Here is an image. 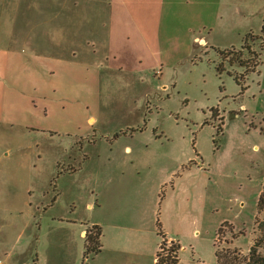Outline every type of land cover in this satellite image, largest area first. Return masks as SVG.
<instances>
[{
    "label": "rangeland",
    "instance_id": "1",
    "mask_svg": "<svg viewBox=\"0 0 264 264\" xmlns=\"http://www.w3.org/2000/svg\"><path fill=\"white\" fill-rule=\"evenodd\" d=\"M252 1L245 11L246 33L258 34L264 0ZM58 4L62 10L95 6L94 0H0V263L80 264V244L72 235L91 217L88 204L100 190L99 175L108 169L121 174L133 161L139 167L133 172L141 178L140 193L149 194L147 187L158 185L182 151L184 263L189 264L191 245L204 264H219L210 258L212 244L222 253L234 247L247 257L264 184V64L259 73L247 76L242 93L231 75L214 69L215 49L239 48L246 33L237 29L229 39L219 34L215 43L230 46L214 47L199 41L186 45L184 30L178 32L175 44L163 48L167 59H159V75L157 47L152 46L156 30L148 8L141 30L130 26L135 40L128 34L116 36L111 48L120 47L119 62L111 53L107 56V42L97 44L96 32L77 30L73 38H64L73 41L70 49L64 44L66 61L95 59L101 72L70 75L63 68L44 78L28 55L39 46L33 36L46 41L37 26L56 22L52 10ZM43 8L51 11L42 14ZM221 16L230 21L241 17L225 6ZM224 32L220 27L215 34ZM10 48L14 58L8 55ZM6 66L12 68L5 75ZM226 68L231 73L243 70ZM36 83L44 87L32 88ZM75 87L89 89L78 94ZM71 167L76 170L69 174ZM170 184L160 182L156 201ZM70 207L78 223L60 225L55 218L68 214ZM223 222L227 226L217 236ZM63 237L70 243L60 252ZM259 251L264 255V244Z\"/></svg>",
    "mask_w": 264,
    "mask_h": 264
},
{
    "label": "crops",
    "instance_id": "2",
    "mask_svg": "<svg viewBox=\"0 0 264 264\" xmlns=\"http://www.w3.org/2000/svg\"><path fill=\"white\" fill-rule=\"evenodd\" d=\"M95 6H87L79 9L62 10L58 8L54 12L52 22L49 25L41 24L40 31L43 32L46 41L39 42L38 36H33L35 45L29 60L35 62L36 71L44 78L48 75H57L68 69L69 74L74 72L85 75H93L101 72V63L97 60L68 58L67 47L72 48L73 41L65 40V36L72 37V32L85 30L96 32L97 44L107 42V56L112 54V59L119 62L120 47L115 50L111 46L115 43L116 36L131 35L130 26H134L139 32L141 30V19L145 18L147 9L153 12L152 27L156 30L153 35V47L155 59L158 60L157 72L162 74V61L167 59V46L178 39V32L184 30V42L186 45H193L199 41L202 44L220 47L227 43H215V36L224 34L225 38L230 36L237 29L247 32L245 26L247 21V10L253 4L252 0H94ZM228 8L235 14L241 16L239 19L230 21L223 20L221 10ZM241 7L243 10H241ZM55 10V11H54ZM42 14L48 13L51 9H40ZM68 14L67 16H62ZM246 19V20H244ZM244 20V21H243ZM223 27L224 33H216ZM120 28L123 30L120 31ZM171 30L169 34H162ZM62 32H66L62 35ZM161 32V33H160ZM133 33V32H132ZM134 34V33H133ZM21 35L18 37L20 39ZM135 40V37L132 36ZM97 46V45H96ZM227 46H230L229 44ZM225 46V47H227ZM8 55L15 54L12 48L8 49ZM115 50V51H114ZM73 51V49H72ZM109 58V57H108ZM178 59V58H176ZM11 66L5 67V75L11 71ZM123 68V67H120ZM46 75V76H45ZM42 89L43 84H34L32 88ZM78 94L88 91L86 87H75ZM162 89V86H158ZM213 106H211L212 108ZM87 159V157H86ZM84 159L83 161H85ZM132 168H123L121 174H114L112 170L103 172L100 176V190H96L94 202L88 204L91 209V217L84 223L80 222L74 231L73 242L80 244L77 259L82 262L85 231L88 226L97 225L101 229L99 241L101 247L97 253H92L85 260L84 264H156L158 246L162 240H168L180 245L177 264L184 263V153L177 154L173 158L172 168L164 174L162 180H171L164 197L156 201L158 185L153 188L147 187L150 193H140L141 178L134 174L138 170L137 163L130 164ZM76 170V169H75ZM74 168L66 171L69 174L75 172ZM121 175V176H120ZM120 176V178H118ZM128 180L127 185L124 183ZM154 194L152 196V191ZM75 211L70 207L68 214L55 218L60 225H75L78 223ZM159 222V227H158ZM70 240L60 238L59 249L66 250ZM213 245V244H212ZM210 247V258H215L214 246ZM189 264H204L200 262L201 255L191 245ZM38 263V262H37ZM218 263V262H217ZM1 264V263H0Z\"/></svg>",
    "mask_w": 264,
    "mask_h": 264
},
{
    "label": "trees",
    "instance_id": "3",
    "mask_svg": "<svg viewBox=\"0 0 264 264\" xmlns=\"http://www.w3.org/2000/svg\"><path fill=\"white\" fill-rule=\"evenodd\" d=\"M258 42L256 48L250 42ZM215 49V48H214ZM217 50L218 62L215 63L214 69L218 74L226 72L231 75L240 85V92L242 93L248 86L246 85V78L250 74L259 73L261 66L264 64V21L260 29V33L252 34L248 32L243 36V44L238 48L231 46L230 48L215 49ZM226 65L236 66L243 69L241 72L231 73L227 70ZM221 127L218 126V131ZM118 135V134H115ZM261 215L263 217H261ZM227 226L226 222L220 224L217 229L216 235H220L224 231V226ZM255 225V238L252 245L248 250V256L242 257L240 251L236 248H224V253L219 250L216 245L215 256L219 264H241L245 261L246 264H264V255L260 253L259 247L264 244V184L262 185L257 201H256V214L254 217ZM159 227V222H158ZM101 229L97 225H91L86 228L84 251L81 264L85 263V260L90 254L97 253L101 247L99 237ZM165 238H162L161 245L166 244ZM166 241V240H165ZM170 248L166 253L160 251L157 252L156 264H177L178 254L176 251L180 249V245L174 242H170ZM164 254H168L164 257Z\"/></svg>",
    "mask_w": 264,
    "mask_h": 264
},
{
    "label": "built area",
    "instance_id": "4",
    "mask_svg": "<svg viewBox=\"0 0 264 264\" xmlns=\"http://www.w3.org/2000/svg\"><path fill=\"white\" fill-rule=\"evenodd\" d=\"M168 249H169V246H167V245H162V246H160V252H162V253H166L167 251H168ZM164 251V252H163ZM168 254H164L163 256L164 257H166Z\"/></svg>",
    "mask_w": 264,
    "mask_h": 264
}]
</instances>
